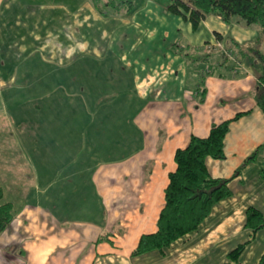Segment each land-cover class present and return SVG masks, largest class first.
<instances>
[{
  "label": "crops",
  "instance_id": "1",
  "mask_svg": "<svg viewBox=\"0 0 264 264\" xmlns=\"http://www.w3.org/2000/svg\"><path fill=\"white\" fill-rule=\"evenodd\" d=\"M130 1L115 13L96 0H0V114L9 110L1 97L18 108L29 90L81 92L85 110L58 117L52 148L17 128L38 174L3 199L16 215L0 235V264H204L211 253L223 264H259L264 254L249 249L264 229L245 228L249 207L264 216V113L256 73L230 58L258 33L214 15L194 31L169 12L173 0ZM61 101L55 107L74 108ZM240 113L225 158L206 163L214 178L231 179L232 196L166 253L132 256L141 236L157 231L176 151ZM244 243L252 251L229 263Z\"/></svg>",
  "mask_w": 264,
  "mask_h": 264
},
{
  "label": "trees",
  "instance_id": "2",
  "mask_svg": "<svg viewBox=\"0 0 264 264\" xmlns=\"http://www.w3.org/2000/svg\"><path fill=\"white\" fill-rule=\"evenodd\" d=\"M96 4L101 11L111 9L115 13L120 5L126 8L119 12L131 8L130 0H96ZM168 10L188 21L194 31L210 15L219 17L226 24L237 20L247 26H259L256 40L247 46L235 44V54L240 62H245L257 75L255 99L264 113V0H173ZM244 114H237L233 119L213 125L206 138L192 136L186 148L176 151L177 168L169 176L157 231L141 236L132 256L153 251L166 253L178 241L195 233L218 203L232 196L229 187L231 179L214 178L206 163L209 158H225L224 145L230 125ZM3 199L4 194L0 189V235L11 225L16 215L14 205ZM245 228L252 234L264 229V216L260 210L255 207L247 209ZM246 245L240 244L228 254L229 263L239 262ZM259 264H264V254Z\"/></svg>",
  "mask_w": 264,
  "mask_h": 264
},
{
  "label": "rangeland",
  "instance_id": "3",
  "mask_svg": "<svg viewBox=\"0 0 264 264\" xmlns=\"http://www.w3.org/2000/svg\"><path fill=\"white\" fill-rule=\"evenodd\" d=\"M234 24L239 28L240 27H243L244 29L249 28L251 33H255V32L258 33L259 30V26L254 25L250 27L247 26L243 21H239L238 24L237 23ZM224 51H228V50L225 49ZM200 52L202 53V50ZM235 53L236 52H234V54L231 55L230 58H232L233 60L235 59L237 61L238 57L237 54ZM30 62L31 61H26V65L28 64V67ZM200 64H201L200 65L201 69L203 68L204 65H206L205 62L202 63L200 62ZM223 72H227V69L224 70ZM32 75L33 73L30 75V77L27 78L25 77V81H23V83L27 85L29 89H31L30 84H33L32 81L34 80ZM82 94L83 93L80 94L78 93L76 97L74 96V93L64 92L62 94L60 93V96H58L59 93H55L49 90H41L38 92L34 90L32 91L29 90L28 93H25L26 96L25 100L20 101L18 103V108L9 107V105L6 104L7 101L3 102V98L1 97V101L4 104V108H3L4 111L7 107L9 109V110L7 109L8 113L4 114L5 116L0 114V189L3 191L5 199L9 200L11 198L10 192L19 191L20 186L22 184L26 185L30 183L29 181L30 179L36 180L35 178H37V174H38L35 171L37 166H35L34 162L32 161L31 151L28 150V148L25 145H23L24 142L20 140L18 135L19 131H16L17 128L18 129L22 128V124H24L25 127L27 128L25 132L28 135V138H31L34 144L37 142V140H35V133H37L36 138L40 139L42 144L45 143L47 148H52L54 141L52 139L53 126L54 123L58 121V117L59 119L61 118L63 120H67L69 117H73V116L82 117L85 115V110L82 109L84 107H81L84 99ZM66 96H68V98ZM63 99L67 100V102L71 100V103L73 104L74 108L55 107V105L57 104V100L61 101ZM6 100L8 99L6 98ZM53 102L55 104H53ZM61 102L64 104L63 101ZM9 112H11L14 117L18 115V118L20 120L16 125L10 124V122L8 121L9 120L8 117H10L9 114H11ZM38 125L43 126L44 129H42ZM38 128H39V133H38ZM43 135H46L45 139L43 138ZM131 150H129L127 153L129 154ZM10 156L12 158L11 161L12 165H8V163L10 162ZM29 174H32L33 176ZM82 212L83 211H79L78 214H82ZM244 235L246 236V234ZM244 235H240V237H236L234 240L236 242H241L240 240H242V236L244 237ZM258 245L260 246L259 252H261L264 248V240H261L260 236H258L255 244H253V246H251L249 249H254L258 247ZM248 251H252V250H247L246 248V250L244 251V255H246ZM207 255H209L212 259L207 262L205 261V258L201 259L200 261L203 262L204 264H223L224 261H226V259L223 261L219 260V258L216 257L215 256L216 254L214 253ZM254 260H257L256 257ZM251 262H253V260H251ZM242 264H247V261L244 260ZM256 264H258V262Z\"/></svg>",
  "mask_w": 264,
  "mask_h": 264
}]
</instances>
